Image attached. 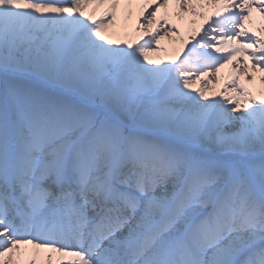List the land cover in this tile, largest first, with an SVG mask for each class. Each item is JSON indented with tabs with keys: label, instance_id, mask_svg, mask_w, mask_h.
I'll list each match as a JSON object with an SVG mask.
<instances>
[{
	"label": "snow or ice",
	"instance_id": "6c2138e0",
	"mask_svg": "<svg viewBox=\"0 0 264 264\" xmlns=\"http://www.w3.org/2000/svg\"><path fill=\"white\" fill-rule=\"evenodd\" d=\"M0 264H264V0H0Z\"/></svg>",
	"mask_w": 264,
	"mask_h": 264
}]
</instances>
